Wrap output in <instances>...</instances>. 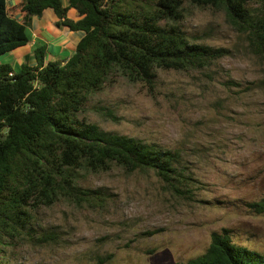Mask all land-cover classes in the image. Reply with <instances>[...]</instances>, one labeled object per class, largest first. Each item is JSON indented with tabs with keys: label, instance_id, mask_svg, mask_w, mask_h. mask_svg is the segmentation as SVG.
<instances>
[{
	"label": "rangeland",
	"instance_id": "obj_1",
	"mask_svg": "<svg viewBox=\"0 0 264 264\" xmlns=\"http://www.w3.org/2000/svg\"><path fill=\"white\" fill-rule=\"evenodd\" d=\"M183 7L177 24L187 39L228 54L198 69L157 68L150 82L112 73L78 114L102 130L178 150L180 191L151 169L79 170L78 185L104 190L105 202L32 198L24 226L5 238L7 264H175L203 254L224 229L264 255V214L248 207L264 198V57L222 9ZM13 51L0 64L17 69L24 56Z\"/></svg>",
	"mask_w": 264,
	"mask_h": 264
},
{
	"label": "trees",
	"instance_id": "obj_2",
	"mask_svg": "<svg viewBox=\"0 0 264 264\" xmlns=\"http://www.w3.org/2000/svg\"><path fill=\"white\" fill-rule=\"evenodd\" d=\"M186 1L222 9L264 57V0H20L12 7L0 0V55L27 45L32 18L47 8L57 24L83 32L66 59L46 60L47 47L39 41L17 69L0 64V264L8 263L5 238L24 226L32 198L105 202L104 190L78 185L79 170L151 169L180 191L178 150L102 130L78 114L112 73L150 82L157 68L198 69L228 54L187 39L177 24ZM254 2L261 7L250 10ZM69 8L81 17L69 19ZM248 207L264 214V198ZM175 264H264V255L233 243L224 229L211 234L203 254Z\"/></svg>",
	"mask_w": 264,
	"mask_h": 264
},
{
	"label": "crops",
	"instance_id": "obj_3",
	"mask_svg": "<svg viewBox=\"0 0 264 264\" xmlns=\"http://www.w3.org/2000/svg\"><path fill=\"white\" fill-rule=\"evenodd\" d=\"M7 7H12L20 2V0H5ZM20 18V15H17ZM67 17L71 20H78L81 16L74 8L67 10ZM58 18L54 14L51 8L45 9L40 16H34L32 18L31 26L28 28L30 34V42L16 51L9 53L15 54L13 57L19 58L22 55L30 54L33 46L36 42H43L47 47L46 60H63L68 58L74 51L75 45L83 36V32L80 30H70L67 26L57 24ZM68 51L61 58L62 51ZM11 58V61H12ZM19 61V60H18ZM22 60L19 61V64ZM10 63V62H9ZM14 65V62H12Z\"/></svg>",
	"mask_w": 264,
	"mask_h": 264
}]
</instances>
